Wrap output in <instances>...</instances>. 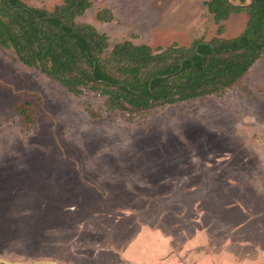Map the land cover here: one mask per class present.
Here are the masks:
<instances>
[{
	"label": "rangeland",
	"instance_id": "obj_1",
	"mask_svg": "<svg viewBox=\"0 0 264 264\" xmlns=\"http://www.w3.org/2000/svg\"><path fill=\"white\" fill-rule=\"evenodd\" d=\"M90 1L77 20L108 36L107 54L123 40L157 49L234 38L248 22L240 12L218 23L204 0ZM104 8L112 21L98 19ZM107 99L71 93L0 45V264H150V251L131 250L159 238L165 255L170 237L172 264L211 263L209 253L264 264V56L223 95L150 111Z\"/></svg>",
	"mask_w": 264,
	"mask_h": 264
},
{
	"label": "trees",
	"instance_id": "obj_2",
	"mask_svg": "<svg viewBox=\"0 0 264 264\" xmlns=\"http://www.w3.org/2000/svg\"><path fill=\"white\" fill-rule=\"evenodd\" d=\"M90 5V0H63L48 12L23 0H0V45L71 93L100 92L108 97V108L118 110L150 111L157 103L223 95L264 56V0L245 5L204 0L218 23L232 13L247 14L246 28L237 37L157 49L123 40L109 54L108 36L77 20ZM97 17L112 21L114 13L104 8ZM26 107L19 112L27 116Z\"/></svg>",
	"mask_w": 264,
	"mask_h": 264
},
{
	"label": "crops",
	"instance_id": "obj_3",
	"mask_svg": "<svg viewBox=\"0 0 264 264\" xmlns=\"http://www.w3.org/2000/svg\"><path fill=\"white\" fill-rule=\"evenodd\" d=\"M150 233H153L152 235H153V237L157 234L156 232H150ZM156 233V234H155ZM159 234V233H158ZM157 234V235H158ZM156 237V236H155ZM157 238V237H156ZM172 237H170V239H168V241H169V245H168V248H169V252L168 253H166L165 255H159L160 254V249L159 248H157L158 247V245H161V242H160V240H159V238H157L156 240H154V242H153V244H151V245H149L148 244V247H146V243L145 242H143L142 243V245L139 247L140 248V250H137L136 248H134V245H133V248H134V250H131V255H132V253L134 254H139V255H143V258H145V255L146 256H148L147 255V252L148 251H150V253L151 254H153V256L151 257L152 258V262H150L149 261V263L151 264H161L162 263V261L163 260H165V259H167V258H169L170 257V255H171V253L172 254H179V253H175V252H177L176 250H175V247H174V245H173V243H172ZM195 239V238H194ZM191 240V239H190ZM188 241L187 242V244L184 246L185 248H187V247H189L190 245V243H191V241ZM192 244V243H191ZM152 245H153V247H152ZM163 245V244H162ZM142 249V250H141ZM153 249V250H152ZM224 250V249H223ZM223 253L224 254H226V250L225 251H223ZM221 254V253H220ZM220 254H217V255H219V257L221 256ZM232 253H230V255H231ZM215 255L216 254H214V253H209V255H205V256H203V259H204V257H206V258H212V261H211V263H209V262H201V264H216L215 262H221L222 260H213V258L215 257ZM129 256H130V254H129ZM131 257V256H130ZM222 257V256H221ZM124 259V262L126 261L125 260V258H123ZM165 261H167L166 262V264H172V262H171V260L170 259H167V260H165ZM128 262H130V261H126L125 263L126 264H128ZM134 264V263H133ZM141 264H145L144 262H142ZM173 264H186V261L185 260H183V259H177V262H174ZM228 264V263H227ZM234 264H236L235 263V260H234Z\"/></svg>",
	"mask_w": 264,
	"mask_h": 264
},
{
	"label": "water",
	"instance_id": "obj_4",
	"mask_svg": "<svg viewBox=\"0 0 264 264\" xmlns=\"http://www.w3.org/2000/svg\"><path fill=\"white\" fill-rule=\"evenodd\" d=\"M14 264H23V263H14ZM34 264H39V262H37V263H34Z\"/></svg>",
	"mask_w": 264,
	"mask_h": 264
}]
</instances>
